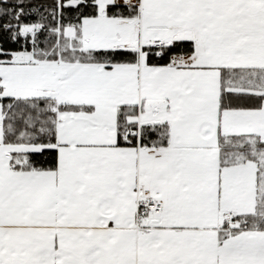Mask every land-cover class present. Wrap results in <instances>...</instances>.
Wrapping results in <instances>:
<instances>
[{
	"label": "snow or ice",
	"instance_id": "6c2138e0",
	"mask_svg": "<svg viewBox=\"0 0 264 264\" xmlns=\"http://www.w3.org/2000/svg\"><path fill=\"white\" fill-rule=\"evenodd\" d=\"M0 264H264V0H0Z\"/></svg>",
	"mask_w": 264,
	"mask_h": 264
}]
</instances>
